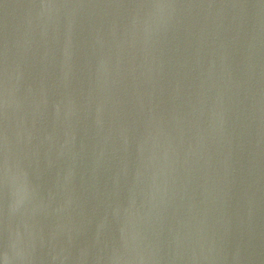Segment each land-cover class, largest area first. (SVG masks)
<instances>
[{
    "label": "water",
    "instance_id": "1",
    "mask_svg": "<svg viewBox=\"0 0 264 264\" xmlns=\"http://www.w3.org/2000/svg\"><path fill=\"white\" fill-rule=\"evenodd\" d=\"M0 264H264V0H0Z\"/></svg>",
    "mask_w": 264,
    "mask_h": 264
}]
</instances>
